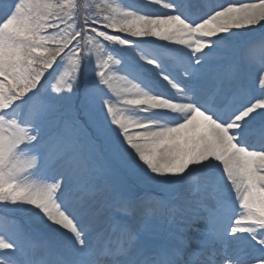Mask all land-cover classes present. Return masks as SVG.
<instances>
[{"label": "snow or ice", "instance_id": "6c2138e0", "mask_svg": "<svg viewBox=\"0 0 264 264\" xmlns=\"http://www.w3.org/2000/svg\"><path fill=\"white\" fill-rule=\"evenodd\" d=\"M148 4L0 0V264H264V0Z\"/></svg>", "mask_w": 264, "mask_h": 264}, {"label": "rangeland", "instance_id": "374dc122", "mask_svg": "<svg viewBox=\"0 0 264 264\" xmlns=\"http://www.w3.org/2000/svg\"><path fill=\"white\" fill-rule=\"evenodd\" d=\"M124 2L126 4H129V5L134 6L137 9H140V10H142L143 8H147L145 6V4H147V2L145 0H124ZM129 39L136 40L139 44H141V43L142 44L143 43L144 44H147L149 47H156V46L164 43V42H161V41L156 40L155 38H147L148 43H145V41L142 38H129ZM156 90L157 91H160V90L161 91H166L162 86L161 87H158ZM129 179H131V178H129Z\"/></svg>", "mask_w": 264, "mask_h": 264}, {"label": "bare ground", "instance_id": "6f19581e", "mask_svg": "<svg viewBox=\"0 0 264 264\" xmlns=\"http://www.w3.org/2000/svg\"><path fill=\"white\" fill-rule=\"evenodd\" d=\"M145 1L147 2V4H145V6L147 8H143L142 11L147 12L149 14H159L160 12L164 11L162 8H159V7L155 6V5L148 4V0H145ZM222 2H223V0H220V1H218V0H211V3L213 5H215L217 3H222ZM225 2H227V0Z\"/></svg>", "mask_w": 264, "mask_h": 264}]
</instances>
